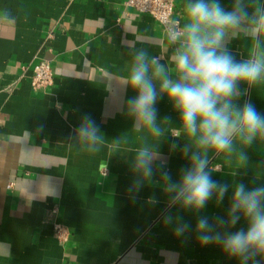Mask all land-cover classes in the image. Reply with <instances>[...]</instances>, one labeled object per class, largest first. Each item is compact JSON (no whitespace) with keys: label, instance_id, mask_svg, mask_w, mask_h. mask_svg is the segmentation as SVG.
Wrapping results in <instances>:
<instances>
[{"label":"crops","instance_id":"obj_1","mask_svg":"<svg viewBox=\"0 0 264 264\" xmlns=\"http://www.w3.org/2000/svg\"><path fill=\"white\" fill-rule=\"evenodd\" d=\"M125 1L0 0V264H238L219 246H202L195 232L201 217L212 222L226 216L231 189L222 203L210 201L198 213L168 206L159 170L153 183L129 192L139 148L163 158L175 181L188 165L182 155L188 142L166 96L156 104L159 136L138 128L126 110L135 92L121 83L132 50L158 57L175 78L179 42ZM188 2L173 0L182 28ZM220 3L230 10L235 0ZM243 3L250 13L264 8V0ZM223 46L244 61L264 54V33L253 39L242 26ZM41 59L50 64L53 80L36 88L32 67ZM239 87L238 103L251 102L264 114V84ZM86 114L99 128L95 145L77 134ZM243 150V166L234 154L209 152L212 178L264 184V142ZM152 196L158 203L149 202ZM169 211L191 225L183 236L163 223ZM56 224L66 229V239L55 234ZM244 226L241 220L231 231Z\"/></svg>","mask_w":264,"mask_h":264},{"label":"clouds","instance_id":"obj_2","mask_svg":"<svg viewBox=\"0 0 264 264\" xmlns=\"http://www.w3.org/2000/svg\"><path fill=\"white\" fill-rule=\"evenodd\" d=\"M185 14L184 27L176 26L179 30L172 33V38L179 42L172 59L175 78L158 57H150L144 49H133L121 88L135 92L126 100L125 107L137 127L146 128L155 136L160 135L156 104L159 98L167 97L179 114L181 134L188 142L182 149L188 165L174 181L165 170V160L150 148L141 147L132 161L137 178L129 192L136 194L145 184L153 183L154 171L159 170L158 183L168 197V206L178 205L198 213L210 201L222 203L231 189L225 217L212 222L201 217L196 222L198 241L202 246H219L238 264H264V184L249 187L236 181L218 183L209 171L208 158L209 152L234 154L243 166L248 161L243 149L257 141L264 142V114L251 102L238 103L243 95L241 83L264 84V54L238 61L223 46L225 37L242 26H248L253 39L264 33V8L250 13L243 0H235L230 10L220 0H189ZM77 134L93 145L101 140L96 122L87 114L82 117ZM176 147L172 145L173 149ZM156 161H160L158 169L154 168ZM149 202L158 203L153 196ZM241 220L246 226L231 231ZM163 223L173 225L177 237L191 228L170 211L164 214Z\"/></svg>","mask_w":264,"mask_h":264},{"label":"built area","instance_id":"obj_3","mask_svg":"<svg viewBox=\"0 0 264 264\" xmlns=\"http://www.w3.org/2000/svg\"><path fill=\"white\" fill-rule=\"evenodd\" d=\"M125 5L153 17L160 23L170 41H175L172 38L173 31L182 29L179 19L174 17L173 0H126ZM176 26H179V29ZM52 80V68L48 61L43 59L37 61L32 67L31 85L36 88H44L51 85ZM54 231L60 239H66L67 231L63 226L54 225Z\"/></svg>","mask_w":264,"mask_h":264}]
</instances>
